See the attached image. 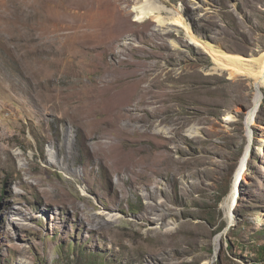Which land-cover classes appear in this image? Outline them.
I'll return each instance as SVG.
<instances>
[{
    "label": "rangeland",
    "instance_id": "rangeland-1",
    "mask_svg": "<svg viewBox=\"0 0 264 264\" xmlns=\"http://www.w3.org/2000/svg\"><path fill=\"white\" fill-rule=\"evenodd\" d=\"M263 53L264 0H0V264H264Z\"/></svg>",
    "mask_w": 264,
    "mask_h": 264
},
{
    "label": "bare ground",
    "instance_id": "bare-ground-1",
    "mask_svg": "<svg viewBox=\"0 0 264 264\" xmlns=\"http://www.w3.org/2000/svg\"><path fill=\"white\" fill-rule=\"evenodd\" d=\"M145 5H134L132 7L131 10L133 12L137 13L136 19L141 20L144 17L146 18V17H148V15H150V13L155 12L154 9H157L156 7H146ZM159 10H160V8H159ZM158 19H159V17H158ZM192 43H194V45H197L199 47L204 48L206 50V52L210 53L212 56H214L216 58H218V56L220 55V51L218 49L213 48L210 44H208V42L207 43H203V42H198V41H194L193 40ZM252 61L259 63V65H258L259 66V73L257 75L258 78H257L256 83H255L256 84V90H257V92L255 93V96H254V105H253L254 107L252 108L254 111H256L257 110L258 103H259L260 98H261L259 91L264 86V53L261 54L258 57H253L252 58ZM239 71H241V70H239ZM124 98L125 97H124L123 93H121V92H113V93H110L109 96L107 97V99L110 101L109 108L112 109V110L121 111L120 110V107H121V105L125 101ZM63 141H65V139H61L60 140V143H58V145L56 147L57 153L59 155L62 154V153H64ZM99 142L102 143V140L99 139ZM248 150H249V148L246 150V153H245V155L243 156V158L241 160V163H240L241 165L239 167V171L238 172L241 171L242 165L245 164L244 162H245V158L247 156ZM157 211H159V208H157L156 205L155 206H148V208L146 209V212L142 215L141 218L144 221H147L149 223V222H151V220H154L157 216H159L161 214L159 212L155 216L154 213H156ZM74 212L79 213L80 211L76 207L74 209ZM100 215L101 214L99 213V214H96V215H93L92 216V218L94 220V223H95V225H93V226L100 227L102 225V222H101V219H100Z\"/></svg>",
    "mask_w": 264,
    "mask_h": 264
},
{
    "label": "water",
    "instance_id": "water-1",
    "mask_svg": "<svg viewBox=\"0 0 264 264\" xmlns=\"http://www.w3.org/2000/svg\"><path fill=\"white\" fill-rule=\"evenodd\" d=\"M259 93H260V95H261V97H262V92L261 91H259ZM247 124V123H246ZM250 124V123H249ZM249 124H247L248 126H249ZM250 132H251V135H252V130L250 129ZM251 147H252V138H251V140L249 141V151H248V153H247V156H246V158H245V167H246V162H247V158H248V156H249V153H250V150H251ZM237 184V183H236Z\"/></svg>",
    "mask_w": 264,
    "mask_h": 264
},
{
    "label": "trees",
    "instance_id": "trees-1",
    "mask_svg": "<svg viewBox=\"0 0 264 264\" xmlns=\"http://www.w3.org/2000/svg\"><path fill=\"white\" fill-rule=\"evenodd\" d=\"M263 253H264V251H263Z\"/></svg>",
    "mask_w": 264,
    "mask_h": 264
}]
</instances>
